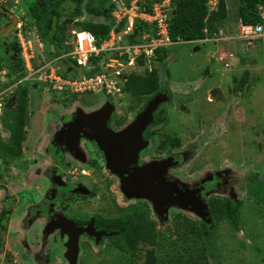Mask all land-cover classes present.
Returning <instances> with one entry per match:
<instances>
[{"label":"rangeland","instance_id":"obj_1","mask_svg":"<svg viewBox=\"0 0 264 264\" xmlns=\"http://www.w3.org/2000/svg\"><path fill=\"white\" fill-rule=\"evenodd\" d=\"M35 1L0 0L7 11L16 16L19 25L24 27H21V31L32 41L38 37L39 32H36L37 25L29 20L27 8ZM225 3L232 15L238 0H225ZM64 4L68 5V1ZM104 6L105 0H82L78 16L60 17L58 25L63 28L62 41L56 48L63 50L72 31H79L80 27L94 23L108 24L110 15L106 18L100 16ZM5 20L0 14V27ZM222 29V35L234 33L233 28ZM15 30L16 27L0 36V67L7 72V67L15 62L10 44L15 43ZM38 30L42 31L41 28ZM137 36L134 32L124 42L132 43ZM219 37L204 43H173L161 52L160 61L139 59L131 66L123 62L120 68L112 66L108 72L118 71L123 77H128L130 73L142 77L150 70L156 73L158 89H166L168 98L160 106L163 116L155 125L157 138L148 144L145 151L155 153L156 143L168 141L172 142V150H190V157L182 166L181 175L184 178H181V182L198 186L205 173H210V177L214 178L218 176L215 190L210 191L202 200L210 196L228 198L232 204L239 202L236 219L231 224L221 222L215 226L212 250L208 253V247L204 238L198 235L197 227L198 221L204 220L205 216L177 205H171L158 215L141 200L121 201L116 184L104 176L100 183L102 188H90L87 203H100L102 200L107 202L108 207L105 213L92 209L87 215V221L96 213L107 216H142L154 224V244L139 243L131 256L107 239L95 242L89 238H80L76 264H264V38L256 42L253 52L243 56L235 48L236 45L220 42ZM232 43L235 42L232 40ZM195 48L196 51L193 50ZM227 52L235 55L230 70H224L218 64V58ZM106 56L107 59L116 58V53H108ZM10 79L12 74L9 73L6 80L10 82ZM121 85L122 93L114 97L115 103L112 104L103 101L102 95L94 93L79 94L69 100L61 96L50 99L43 96L40 87L27 82V125L34 127L37 121L42 124L50 114H61L67 109L88 112L103 102L113 105V117L129 119L139 107L140 101L132 99L123 88L124 82ZM5 87V84H0V91ZM212 90L221 96L219 100L216 95L210 94ZM8 96L10 100L7 105L14 102L12 95ZM56 104L60 108L55 110ZM39 105L42 109L38 110ZM180 105L183 111L179 109ZM3 113L8 115L5 111ZM42 130L44 128L39 133ZM0 131L2 134L5 128L0 126ZM158 146L161 149L164 147ZM91 167L97 168L95 164L85 165L87 169ZM33 185L35 187L36 184ZM250 186L252 190L255 189L247 193ZM2 195L0 189V197ZM29 199L21 196L10 204L8 219L13 226L20 221L22 209L28 206ZM37 222L33 219L26 227L18 231H15V227L10 232L7 247H10L11 254L5 251L8 252L7 257H11L12 264H62L60 257L59 260L54 258L62 254L61 246L51 245L55 237L48 235L45 243L40 245L42 240L34 231Z\"/></svg>","mask_w":264,"mask_h":264},{"label":"flooded vegetation","instance_id":"obj_2","mask_svg":"<svg viewBox=\"0 0 264 264\" xmlns=\"http://www.w3.org/2000/svg\"><path fill=\"white\" fill-rule=\"evenodd\" d=\"M0 7L7 10L2 3H0ZM1 15L3 18L7 19V21L5 20L4 23H1V27L11 23L9 16ZM17 23L16 21L14 27H16V29L18 27L21 29V26ZM13 28L11 30H13ZM15 34L16 30L14 35ZM18 88L19 86L12 93L14 102L10 105L5 103L3 107L4 110L6 109L10 112L11 109H14L16 104L15 99L20 90ZM213 95L217 97L218 92L215 91ZM155 97L162 98L163 100L158 102L151 112L150 122L141 131L139 138H136L143 146L139 149L134 148L130 158L127 157V154L120 156L123 152L118 149L117 153L120 156V162L117 164L116 162L110 161L109 154L104 150H100L97 146L98 143L93 140L95 137L97 138L95 131L100 128L103 121L105 128L112 133L123 130L144 111L148 103ZM143 98H141L140 103H138L139 107L136 111L126 120H122V118H120L121 116H112L114 108L112 105L113 103L110 104L111 110L109 116L106 118L95 117L94 119H90L81 114H88L96 111L100 109L105 102L88 112L80 111L81 109L75 111L76 109L71 110L66 108L67 110L62 111L61 114L58 112H55L56 114H50L48 120L44 121L42 124L40 123L41 121H37L34 127L27 125V116L29 113H25L23 117L24 135L20 141L19 155L17 157H11L2 154L0 151L1 157L6 156L10 161L15 160L14 164L12 161V163H10V167L14 170L13 173L11 171L3 172V170H0V189L3 193L0 197V264H12L11 257L9 255L7 257L8 252L11 254L10 247H7V238L10 232L14 230L13 228L15 227V231H18L22 227H26L33 219L34 221H39L35 224L36 226L34 225V231L42 240L40 245L45 243V239L49 235L55 237V242H52V246H61L62 254L55 255L54 258L56 257V259L59 260L60 257V262L62 264H70L66 256L68 250L67 246L70 242V235L72 236L76 229L90 230L89 232L92 234V236H90L87 232H82L77 237V256L79 253L78 245L79 241H81L80 238H84L85 240L89 238L95 242L96 238L97 242L101 239H107L111 243H114L111 238L115 236V233L106 231V224L116 219H125L126 217L136 219L140 216H107L106 214L96 213L87 221V215L92 209L96 208L95 210H100L105 213L108 207L107 202H102V200L100 203H87V195L90 194V188H102L100 183L104 176L109 180H113L116 184V189L120 195L121 201L141 200L151 207L154 214L160 215L171 205H177L193 210L196 214L206 216L204 205L207 200L212 197H206L205 201L202 199L207 196L210 191L215 190L218 176L214 178L210 177V173H205V177L200 179L198 186L183 183L181 182V178H184L181 175L182 166L190 157V150L179 152L176 151V149L172 150L170 148V143L172 142L168 141L156 143L155 153L153 151L151 153L145 151L148 144L157 138L158 133L155 125L163 116L161 115L162 110L160 106L166 103L168 92L166 89H158L153 95L148 96L147 99L146 96H143ZM54 108L56 110L59 107L56 104ZM3 109L0 111L1 114L3 113ZM179 109L181 111L184 110L181 105ZM1 119L2 116L0 117V120ZM43 128L44 130L39 133ZM30 137L32 139L28 143ZM102 141L105 142V139ZM10 143L9 131L6 136H4L3 132L2 134L0 133V146L5 145L7 147ZM29 144L30 148L28 149ZM158 144L160 146L164 145L163 149L159 148ZM168 159V164L163 163ZM107 160L111 168H107ZM1 163L4 167L8 161L3 160ZM155 163L157 164V168L149 170L151 166L154 167ZM72 164L76 165L72 166ZM87 164H95L97 168L91 167L87 169L85 168ZM140 169L142 172L140 176L142 179H145L144 184L149 185L153 191L156 190L157 187H161L160 192L162 194H160L159 197H163V199H158L155 203L146 198L135 197L138 194L133 186L135 181L133 182V180H130L129 182V177L130 175H134L136 171H140ZM13 180H19L18 183L20 186H11L10 183ZM28 181L31 183H28ZM33 182L36 184L35 187ZM136 183L138 184V182ZM7 184L9 187H7ZM162 189H165L167 193H164ZM21 196L24 199H31L27 200L28 206L23 207L19 217L20 221L13 226L10 218L8 219L10 204L15 199L21 198ZM33 223L34 222H32V224ZM111 225H113V223ZM2 236L4 238H2ZM11 239L12 237L10 236L9 240ZM14 246L17 248L16 244H14ZM5 249L8 251L7 253ZM77 256L75 258V264L77 262ZM47 259H49V257Z\"/></svg>","mask_w":264,"mask_h":264},{"label":"built area","instance_id":"obj_3","mask_svg":"<svg viewBox=\"0 0 264 264\" xmlns=\"http://www.w3.org/2000/svg\"><path fill=\"white\" fill-rule=\"evenodd\" d=\"M108 4L112 27L107 36L97 43L89 32L72 31L71 37L65 43L68 45L67 51L59 56H48L38 37L32 41L29 36H24L18 27L15 38L22 71L20 75H12L8 82L6 76L9 73L5 69L0 70V84L6 85L0 91V111L5 103L8 104V95H12L19 85H26L27 82L37 85L51 96L94 93L102 95L103 100L115 103L114 97L121 95V84L125 77L120 76L118 71L109 73L111 67L120 68L123 62L126 66H131L139 59L151 61L155 59L157 50L173 44L168 37L170 0H108ZM256 11L260 22L254 25L242 24L238 19L234 33L222 35L219 29L211 37L196 43H204L220 36L218 41L236 45L235 48L240 54L253 52L256 42L264 38V4H258ZM137 25L144 28L135 37L134 42H124L128 36L134 34ZM232 40L235 43H232ZM108 53H116V58H103L93 65L91 59L100 55L105 57ZM234 58L232 52L223 53L222 57L218 58V64L224 70H230ZM89 71L92 72L87 74ZM18 75L19 78H16Z\"/></svg>","mask_w":264,"mask_h":264},{"label":"trees","instance_id":"obj_4","mask_svg":"<svg viewBox=\"0 0 264 264\" xmlns=\"http://www.w3.org/2000/svg\"><path fill=\"white\" fill-rule=\"evenodd\" d=\"M68 1V5L64 4ZM210 0H170L171 12L168 20V37L171 42H195L211 37L220 28H222L224 19L227 15L225 0H216L215 7L210 8ZM82 0H36L35 3L28 6V18L37 25L36 32H39L38 38L41 41L43 49L46 54L59 56L67 51L68 46L63 45V50L57 49L56 45L62 41L63 28L59 27L58 19L60 17H76L80 14L79 6ZM239 4L236 9V20H240L242 24H256L260 22L257 15V5L264 4V0H238ZM108 0H105V6L100 10V16L103 18L109 16L110 10ZM107 9V12L104 11ZM22 27V26H21ZM112 27L111 20L108 24L94 23L86 25L84 28L80 27L79 31L91 33L97 43L104 39ZM24 29V27H22ZM41 28L42 31L38 29ZM144 26L137 25L134 32L139 34ZM23 33V32H22ZM26 36L25 32L23 33ZM69 40V39H68ZM66 41L65 43H67ZM11 44L12 57L15 62L7 67L8 73L16 75L21 73L22 66L19 58L18 46L15 43ZM164 49L155 52V60H162L160 58L161 52ZM107 59V56L100 55L97 58L91 59L95 65L100 59ZM3 67H0L2 70ZM97 71V70H95ZM92 71L87 72L91 73ZM19 75L16 78H19ZM158 81L156 73L152 70L148 71L142 77L135 74L125 77L124 89L136 102H139L143 96L153 95L158 90ZM19 94L15 99L14 112L3 110L11 117V125L8 126L11 143L6 147L0 146V151L4 155L17 157L20 153V141L23 138V117L25 115V107L27 104V87L26 85H19ZM77 95L65 96L63 98L71 99ZM250 183L254 184L252 180ZM255 189V188H254ZM252 187L246 192H252ZM256 201L258 202L259 199ZM240 203L234 204L228 198L212 197L207 200L204 205L205 219L198 221V235L204 238L207 252L209 253L213 239L214 228L221 222L231 224L236 219ZM113 223V225H111ZM106 231H112L115 236L111 239L114 245L123 252L133 255L136 246L139 243H146L153 245L155 240L154 224L140 216L136 219L126 217L125 219H116L106 224Z\"/></svg>","mask_w":264,"mask_h":264},{"label":"water","instance_id":"obj_5","mask_svg":"<svg viewBox=\"0 0 264 264\" xmlns=\"http://www.w3.org/2000/svg\"><path fill=\"white\" fill-rule=\"evenodd\" d=\"M106 12V11H104ZM0 13L6 16H9L11 19V23L4 26L0 27V36L11 30L16 23V17L10 13L7 10H4L2 7H0ZM15 33V31H14ZM197 48L193 49L196 51ZM215 93V90H212L210 92L211 95ZM163 97V96H162ZM221 96L218 94L217 99L219 100ZM163 99L159 97H155L152 101H150L147 105V107L144 109V111L139 114L131 123H129L123 130L117 132V133H112L108 129L105 128L104 121L101 124L100 128L95 131L97 138L95 137L93 140H95L98 144L97 146L99 147L100 150H104L108 156L110 157V161L116 162L117 164L120 162V156H123L127 154V157L130 158L133 154L134 148H141L143 144L141 145L139 143V140H137L140 136L141 131L144 129V127L150 122L151 120V112L154 110L158 102H161ZM79 110V109H78ZM111 110V105L108 103H105L100 109L93 111L91 113L85 114L81 113L84 117H89L90 119H94L95 117H108L109 112ZM137 138V139H136ZM105 139V142L102 140ZM118 139V141H117ZM106 144V145H105ZM133 144V145H132ZM118 149L123 152L122 155L119 156ZM169 159L164 161L163 163L168 164ZM160 164V163H159ZM153 165V164H151ZM107 168H111V165L109 164L107 160ZM154 168H157V164L155 163L154 167L151 166L149 170H153ZM148 169V168H147ZM146 171V170H144ZM141 169L140 171H136L134 175H130L129 177V182L130 180H133V186L134 189L136 190V193H138L135 197L139 198H146L152 202H155L156 200L158 201L163 199V197H159L160 194H162L161 187H157L156 190H152L149 185L144 184L145 179H142L140 174H141ZM146 173V172H145ZM138 182V184L136 183ZM166 188V187H165ZM165 192V189H162ZM144 191V192H142ZM168 191V190H167ZM142 192V193H141ZM163 193V195H164ZM158 198H157V197ZM156 203V202H155ZM183 206V205H182ZM90 230H78L76 229L74 234L71 236L70 235V242L67 246L68 250L66 253L67 258L69 259L70 264H75V258L77 256V237L82 233V232H87L90 236L92 234L89 232ZM97 240V238H96Z\"/></svg>","mask_w":264,"mask_h":264},{"label":"crops","instance_id":"obj_6","mask_svg":"<svg viewBox=\"0 0 264 264\" xmlns=\"http://www.w3.org/2000/svg\"><path fill=\"white\" fill-rule=\"evenodd\" d=\"M211 3V5H210V8L211 9H213L214 7H215V4H216V0H210L209 1V4ZM226 4V3H225ZM238 4H239V2H238ZM238 4L235 6V10H234V12L232 13V15H230V11H229V6L226 4V11H227V15H226V17H225V19H224V22H223V25H222V27L223 28H231V30H232V28L234 29V31L233 32H235L236 30V9H237V7H238ZM231 17H230V16ZM230 17V18H229ZM220 30H223L222 28H220ZM261 40H263V38H260L258 41H261ZM257 41V42H258ZM187 43H191V42H187ZM241 56V55H240ZM244 56V55H243ZM43 94V96L44 97H50V99H52L54 96H51V95H48V94H46V93H42ZM28 96V95H27ZM42 97V96H41ZM47 97V98H48ZM52 97V98H51ZM56 97V96H55ZM57 99V98H56ZM38 110H39V108H41V105H39L38 107ZM60 108V107H59ZM42 109V108H41ZM40 109V110H41ZM42 111V110H41ZM10 112H14V109H11V111ZM40 112V111H39ZM47 112V111H46ZM25 113L26 114H28L29 113V108L27 107H25ZM50 114V113H49ZM0 115L2 116V119L0 120V126L2 127H4L5 128V132H3L4 133V136H6V134H7V132H8V126L9 125H11V117L9 116V115H6L5 116V114L4 113H0ZM0 116V117H1ZM3 160H5V161H8V165H6V166H4L3 167V165H2V161ZM12 161V160H11ZM10 160H9V158H7L6 156L5 157H1L0 156V170H3V172H8V171H11L12 173L14 172V170L10 167V163H12L13 162V164L15 163V160H13L12 162H11ZM3 168V169H2ZM17 172V171H16ZM13 176V175H12ZM12 182H13V184H12ZM11 183H10V185L11 186H20V184L18 183L19 182V180H13ZM18 183V184H17ZM9 184V183H8ZM7 184V185H8ZM7 187H9V185L7 186ZM20 191V190H19Z\"/></svg>","mask_w":264,"mask_h":264},{"label":"clouds","instance_id":"obj_7","mask_svg":"<svg viewBox=\"0 0 264 264\" xmlns=\"http://www.w3.org/2000/svg\"><path fill=\"white\" fill-rule=\"evenodd\" d=\"M193 43H196V41H195V42H193Z\"/></svg>","mask_w":264,"mask_h":264}]
</instances>
